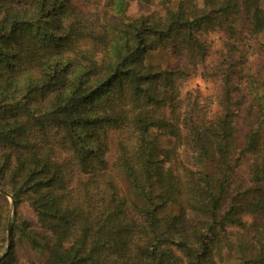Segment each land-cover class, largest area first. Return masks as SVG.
I'll return each instance as SVG.
<instances>
[{"label":"trees","instance_id":"16d2710c","mask_svg":"<svg viewBox=\"0 0 264 264\" xmlns=\"http://www.w3.org/2000/svg\"><path fill=\"white\" fill-rule=\"evenodd\" d=\"M135 1L155 8L0 0V190L33 220L13 229L38 264H264V64L245 49L264 43L261 0ZM191 77L217 95L184 92Z\"/></svg>","mask_w":264,"mask_h":264},{"label":"rangeland","instance_id":"374dc122","mask_svg":"<svg viewBox=\"0 0 264 264\" xmlns=\"http://www.w3.org/2000/svg\"><path fill=\"white\" fill-rule=\"evenodd\" d=\"M177 0L172 1V5ZM74 4H76L86 15L95 16L100 19L114 17L112 12L109 8L104 6V0H73ZM197 5L200 6L199 2L197 1ZM261 8L264 10V0L260 2ZM155 7L141 4L135 0H127L125 5V14L128 17H138L140 15H145L150 13L154 10ZM209 41L211 43L212 49L209 57L207 59V63L212 59H215L216 52L224 49L225 39L222 33H212L208 36ZM248 56L247 59L250 62L252 68L256 71L259 67L264 64V43L259 42L258 44L251 43L248 48H245ZM150 61L153 64H159L163 67H172L175 65V60L170 55V52L167 50H158L153 52L150 57ZM184 92H190L193 95L195 94L199 101L204 102L208 99H213L214 96L217 95L218 87L217 84L209 81H203L198 77H191L189 78L184 86ZM213 114L218 113V108L216 105L213 107ZM264 126V123L263 125ZM244 133V129L242 126H239L238 132L235 135L237 141L240 140L241 136ZM248 165L247 160L243 162L239 169L236 171L237 175H244V171L246 170ZM3 191V190H2ZM5 192V191H4ZM6 193V192H5ZM1 194V193H0ZM7 194V193H6ZM3 195V194H1ZM3 195L6 200L7 204L4 201L0 200V204L3 206V242L1 240L0 243V256L2 257L11 247L13 248L14 255H15V263L14 264H38L41 261L39 255L33 251L25 239L20 238L18 232L13 229V224H19L21 221H28L32 222V211L28 207L26 203H22L20 206L15 208L13 205L12 199L9 194ZM243 220L246 225V229L248 231V227L251 224V217L248 215L243 216ZM10 223V230H9V247L7 248V225ZM228 233L227 238L231 241H235L237 238L238 232L232 229L227 230ZM246 233V230L243 231ZM250 234V233H249ZM2 236V235H1ZM0 257V258H1ZM236 254L233 252H227L224 250L222 252V257L219 259V264H232L235 262Z\"/></svg>","mask_w":264,"mask_h":264},{"label":"water","instance_id":"95a60500","mask_svg":"<svg viewBox=\"0 0 264 264\" xmlns=\"http://www.w3.org/2000/svg\"><path fill=\"white\" fill-rule=\"evenodd\" d=\"M0 193L3 194V195L8 196V195H7L4 191H2V190H0ZM9 230H10V223H8V225H7V239H8V241H7V248H6V251H7L8 247H9ZM0 257H1V256H0Z\"/></svg>","mask_w":264,"mask_h":264}]
</instances>
